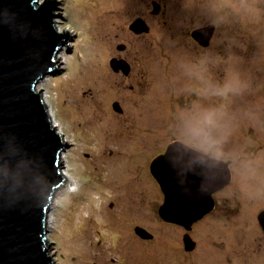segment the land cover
Instances as JSON below:
<instances>
[{
  "label": "rangeland",
  "instance_id": "rangeland-1",
  "mask_svg": "<svg viewBox=\"0 0 264 264\" xmlns=\"http://www.w3.org/2000/svg\"><path fill=\"white\" fill-rule=\"evenodd\" d=\"M47 1L65 3L70 38L57 52V78L36 90L57 133L75 144L60 174L81 185L53 194L52 255L61 264H159L136 229L172 247L181 236L158 217L163 195L150 171L179 140L231 163L216 208L189 232L201 246L195 264H264V0L39 3ZM139 18L149 33L129 29ZM209 24L216 37L198 55L190 33Z\"/></svg>",
  "mask_w": 264,
  "mask_h": 264
},
{
  "label": "water",
  "instance_id": "water-1",
  "mask_svg": "<svg viewBox=\"0 0 264 264\" xmlns=\"http://www.w3.org/2000/svg\"><path fill=\"white\" fill-rule=\"evenodd\" d=\"M65 3L0 0V264H61L46 245V216L56 189L81 186L60 174L64 154L75 144L52 127L36 86L57 78V52L70 38L61 20ZM152 15L161 6L153 3ZM129 29L149 33L143 19ZM213 25L192 33L208 48ZM124 51V46L118 47ZM115 71L130 67L112 59ZM114 109L120 112L119 105ZM230 162L203 154L181 141L172 142L151 164L164 202L158 216L183 227L186 251L196 243L189 232L215 209L214 195L231 183ZM264 231V210L258 215ZM136 233L152 236L143 229Z\"/></svg>",
  "mask_w": 264,
  "mask_h": 264
},
{
  "label": "flooded vegetation",
  "instance_id": "flooded-vegetation-1",
  "mask_svg": "<svg viewBox=\"0 0 264 264\" xmlns=\"http://www.w3.org/2000/svg\"><path fill=\"white\" fill-rule=\"evenodd\" d=\"M211 25H213V24H209L207 26H211ZM207 26H205V27H207ZM213 26L215 27V31H214L213 38L210 42V45L212 44V42L214 41V39L216 37L217 28H218L216 25H213ZM201 28H203V27H201ZM201 28H196L190 33L191 40L194 43V48H195V50H198V52H196V54H198V55L200 54L201 51H205L206 49H208L210 47V45L208 48L202 47L192 37V33L198 29H201ZM176 141H179V140H176ZM164 153H162V154H164ZM162 195H163V193H162ZM163 202H164V196H163ZM159 207L160 206H158V208ZM164 223H166V222H164ZM166 225L169 228L177 229V231H179V233H181V236H180V238L177 239V242L174 244L173 247L169 243L168 244H162L163 241H158L157 236L156 237L153 236L150 239H142L143 242H145L151 246L149 248V250H152V254L150 255V258H152L154 256V253H156V255H159V258H158L159 264L160 263L161 264H195L198 261V259L196 260L195 258L198 257V255H199L198 253L201 250L200 243L196 242L195 240L192 239L196 243L195 249L192 252L186 251V247H185V243H184V236L187 234L186 233L187 231L183 227L178 226L176 224L166 223ZM169 252H171V253H169ZM148 253H149V251L146 252V256H148Z\"/></svg>",
  "mask_w": 264,
  "mask_h": 264
},
{
  "label": "bare ground",
  "instance_id": "bare-ground-1",
  "mask_svg": "<svg viewBox=\"0 0 264 264\" xmlns=\"http://www.w3.org/2000/svg\"><path fill=\"white\" fill-rule=\"evenodd\" d=\"M62 48L63 47H61L60 49L62 50ZM57 60L59 59L58 57L56 58ZM58 64V61L55 63V67L57 66H59V64H60V62H59V64ZM35 91L37 92V90H36V88H35ZM41 96V95H40ZM41 100L43 101V103H44V107H45V105H46V103L44 102V100H43V97L41 96ZM47 106V105H46ZM45 109H46V107H45ZM46 110H48V109H46ZM48 112H49V110H48ZM49 115H50V112H49ZM50 119H51V123H52V127H55L56 128V130H57V126L56 125H53V120H52V116L50 115ZM61 173V172H60ZM65 175V174H64ZM66 177H67V175H65ZM71 188V192H73V191H75L76 190V187H70ZM58 189H56V191H57ZM55 191V192H56ZM54 192V193H55ZM50 205H52V203H50ZM50 208V207H49ZM48 213H49V211H48ZM48 215V214H47ZM45 224H46V229H47V226H48V221H47V216H46V221H45Z\"/></svg>",
  "mask_w": 264,
  "mask_h": 264
}]
</instances>
